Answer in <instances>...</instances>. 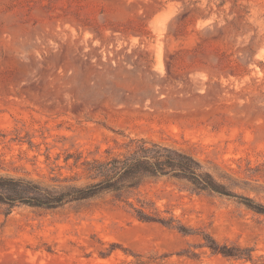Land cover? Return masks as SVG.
I'll return each instance as SVG.
<instances>
[{
  "label": "rangeland",
  "instance_id": "rangeland-1",
  "mask_svg": "<svg viewBox=\"0 0 264 264\" xmlns=\"http://www.w3.org/2000/svg\"><path fill=\"white\" fill-rule=\"evenodd\" d=\"M190 1L0 0V174L51 185L75 172L68 154L146 137L264 203V0H239L260 24L253 44L248 25L220 30L223 9ZM141 193L188 233L109 194L10 213L0 203V264H264V214L239 197L169 178Z\"/></svg>",
  "mask_w": 264,
  "mask_h": 264
},
{
  "label": "trees",
  "instance_id": "trees-1",
  "mask_svg": "<svg viewBox=\"0 0 264 264\" xmlns=\"http://www.w3.org/2000/svg\"><path fill=\"white\" fill-rule=\"evenodd\" d=\"M198 1L191 0L190 3L196 4ZM227 1L208 0V5L214 2L224 12L226 23L218 27L216 21L215 27L220 30L232 27L239 31L243 25H248L255 32L251 39L253 44L259 36L260 24L248 21V17L252 16L251 8L239 0H231V8H220ZM71 157L74 161L70 168L76 169L75 172L54 178L51 185H40L22 177L0 174V203L6 206V213H10L17 203L57 208L69 202L109 194L127 205L132 215L142 222H159L188 233L177 224L173 212L165 210L167 214H164L155 201L141 193V187L147 183L169 178L185 181L193 192L239 197L245 206L264 214V203L250 196L235 194L191 153L160 141L128 137L119 151L108 148L104 155L93 157H83L82 153L68 154L65 161L69 163ZM208 246L225 256L253 260L251 253H244L239 247L217 244Z\"/></svg>",
  "mask_w": 264,
  "mask_h": 264
}]
</instances>
